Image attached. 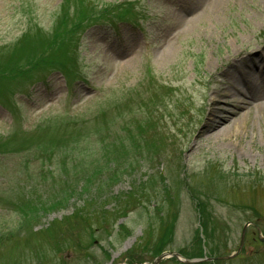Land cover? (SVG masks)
<instances>
[{
	"label": "rangeland",
	"instance_id": "obj_1",
	"mask_svg": "<svg viewBox=\"0 0 264 264\" xmlns=\"http://www.w3.org/2000/svg\"><path fill=\"white\" fill-rule=\"evenodd\" d=\"M255 63L264 0H0V137L52 126L41 140L62 147L0 156V264L226 257L249 223L264 238V112L244 89L264 88ZM114 106L105 137H62ZM114 157L119 171L102 166ZM256 233L237 258L202 264H264Z\"/></svg>",
	"mask_w": 264,
	"mask_h": 264
},
{
	"label": "trees",
	"instance_id": "obj_2",
	"mask_svg": "<svg viewBox=\"0 0 264 264\" xmlns=\"http://www.w3.org/2000/svg\"><path fill=\"white\" fill-rule=\"evenodd\" d=\"M129 12H130L129 10L126 11V10H122L120 8V11L117 14L116 13L111 14V15H116V16L114 18L109 19L112 23L110 25H113L114 28H116L118 26L117 24L120 23L118 21H122L123 17H127V15H129L128 14ZM110 13H111V11H110ZM106 15H103V16H106ZM118 18L121 20H119ZM91 20L86 22L85 25L92 22ZM116 30H117V28H116ZM40 38H35V39L37 41H39ZM43 55L39 56V58H41L42 60H44L46 57V54H43ZM58 70L63 71L61 69H58ZM44 82H45L44 79L38 81V83H44ZM0 105L4 106L3 103ZM114 107H112L109 110H104V112L100 113L99 115H97V116H95L89 120L88 119L84 120V119H82L83 117H80V119H78V121L72 122L71 128L66 130V132H64L62 134V137L64 138V140H66V141L72 140V142H75L76 144H78L80 142V140H82L83 138H86V137L92 138L94 135H99V137H101L103 135L105 137V134L108 133V131H105V130H109L108 122L106 121L108 119V118H106L107 114L113 115L112 117H115V116L121 114L120 111H118V109H119L118 106H114ZM51 127L52 126L42 128L41 126H39L38 128H36L35 131H33V133L25 132V131H18V132L14 131L11 134L9 133V135L6 137H0V156H4V155L7 156L10 153H12L11 155H19V154L31 155L32 157H35L33 159H36V160H41L44 158H46L47 160H50V159L52 160V156H53L54 151H57L62 147H60V146L54 147L52 144V141H54V139L53 140L47 139L48 141H42L41 140V138L44 140V136H46L47 138H49V137L51 138V136H53L52 135L53 131L51 130ZM54 127L55 128L53 130L59 129V126H54ZM103 129H105V130H103ZM90 132L94 135L91 136L89 134ZM141 132H142V134L144 133V131L142 129H141ZM54 135H59V133H57V131H56ZM22 136L26 137V139L24 137L22 139ZM146 149H148V150L145 151V157H146V155H149L150 150H152V149H149L147 147H146ZM156 150H161V148H158V147L155 149L153 148L152 151L157 153ZM154 152L152 154H155ZM61 153L62 152H59L58 154H61ZM160 156H161V154L159 155L158 160L160 159ZM155 157L156 156H154V159H155ZM68 158L69 157L64 156L61 159L60 163L64 166H67L68 165ZM110 158H112V156ZM117 158L118 157H114L113 161L111 159L107 158V160L105 162H103L102 166L106 165V167L108 169H110V164L112 162L116 163ZM153 163H155V162H153ZM117 164H118V166H112L113 171H119L120 170L119 169L121 167L120 163L117 162ZM114 167H116V168H114ZM99 174H100V172L95 173L94 176H98ZM86 178L88 180H91V178H94V177H91L90 175H88V176H86ZM159 178H161V177H159ZM70 195H72V193H70ZM219 262H215V263H219Z\"/></svg>",
	"mask_w": 264,
	"mask_h": 264
},
{
	"label": "bare ground",
	"instance_id": "obj_3",
	"mask_svg": "<svg viewBox=\"0 0 264 264\" xmlns=\"http://www.w3.org/2000/svg\"><path fill=\"white\" fill-rule=\"evenodd\" d=\"M253 66H256V67H258V69H257V71L259 70V67H261V70H262V72H264V64H259V63H255V64H253ZM255 67V68H256ZM217 83V87L219 86L220 88L222 87V86H224L227 82H216ZM248 86H250V85H247V86H245L244 87V89L246 90V94H248V96L247 95H245V98H247V99H252V100H256L255 102L256 103H258V105H257V107H258V109H259V111L260 112H264V88H262V87H260L259 89H256V91H257V93H255V95H252V93L253 92H255L253 89H252V87H248ZM235 91H237L238 92V94L236 95V96H239V98H242L241 96L242 95H244L243 93H242V91H238V90H235ZM263 95L262 97H259L258 99H256L257 97H258V95ZM227 96V99H230L231 100V103H233V105H237L238 107V109H236L235 111H234V115H237L238 114V112H239V110L242 108V107H240L241 106V104L243 103V101H239V100H241V99H237V100H235V96L234 97H232V95H229V94H227L226 95ZM216 101V100H215ZM214 101V102H215ZM246 104V103H245ZM253 106V105H252ZM216 110V109H215ZM217 113H213V119H214V121H213V124L215 125V127H214V129L213 130H217V128H218V126L220 125V122H222L223 120H224V118L222 117V113L224 112V109H221V108H219V110L218 111H216ZM248 116V115H247ZM212 130V131H213ZM227 135V134H229V132H227V128L226 129H224V130H222V132L220 131L219 132V136H224V135Z\"/></svg>",
	"mask_w": 264,
	"mask_h": 264
},
{
	"label": "water",
	"instance_id": "obj_4",
	"mask_svg": "<svg viewBox=\"0 0 264 264\" xmlns=\"http://www.w3.org/2000/svg\"><path fill=\"white\" fill-rule=\"evenodd\" d=\"M255 226L254 224H246L244 229H243V233L241 234L242 235V238H241V243H240V247H239V250L231 255V256H228V257H222V258H210V259H203V260H186L185 258H182V256H180L179 254H164L162 255L160 258H158L155 262V264H159L161 261H163L164 259H170V258H177L179 261L185 263V264H200V263H203V262H210V261H217V260H231V258H236L237 256H239V254L242 252L243 248H244V245L245 244V237H246V231L248 229L249 226ZM259 234V238L261 239V241H264V238H262V234H261V230L258 228V233Z\"/></svg>",
	"mask_w": 264,
	"mask_h": 264
}]
</instances>
